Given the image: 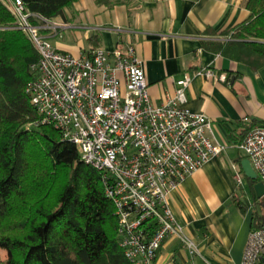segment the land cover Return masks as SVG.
Segmentation results:
<instances>
[{
  "label": "built area",
  "instance_id": "2783aa9c",
  "mask_svg": "<svg viewBox=\"0 0 264 264\" xmlns=\"http://www.w3.org/2000/svg\"><path fill=\"white\" fill-rule=\"evenodd\" d=\"M7 3L16 29L40 56L26 92L41 124L59 131L62 141L76 146L81 160L101 173L127 260L154 264L171 240L197 256L199 248L185 236L172 209L171 193L226 146L216 141L211 119L184 108L191 78L178 82L175 97L155 106L133 46L113 53L96 49L83 57L60 52L46 35L58 24L31 14L22 0ZM197 76L216 78L210 69ZM238 148L264 184V127L252 129ZM234 178L244 186L240 170ZM263 259L264 230L252 231L242 264H262Z\"/></svg>",
  "mask_w": 264,
  "mask_h": 264
},
{
  "label": "crops",
  "instance_id": "0c3cea01",
  "mask_svg": "<svg viewBox=\"0 0 264 264\" xmlns=\"http://www.w3.org/2000/svg\"><path fill=\"white\" fill-rule=\"evenodd\" d=\"M109 2L112 6L80 0L66 9L52 20L58 28L46 33L53 46L76 57L133 46L155 106L175 97L178 82L190 77L184 108L211 119L216 141L226 146L171 193L172 209L199 254L191 257L179 241L171 240L154 264H242L253 198L247 179L239 191L234 175L242 170L245 157L238 146L250 123L264 124V67L254 69L234 60L222 54L220 46L249 19V0ZM209 69L215 79L197 76ZM222 76L226 82L219 80Z\"/></svg>",
  "mask_w": 264,
  "mask_h": 264
},
{
  "label": "trees",
  "instance_id": "16d2710c",
  "mask_svg": "<svg viewBox=\"0 0 264 264\" xmlns=\"http://www.w3.org/2000/svg\"><path fill=\"white\" fill-rule=\"evenodd\" d=\"M22 1L31 14L52 21L80 0ZM248 10L249 19L220 49L259 69L264 67V0H249ZM16 20L7 1L0 0V251L9 253L0 264H131L119 244L115 208L101 173L86 165L59 131L41 124L26 92L40 56L16 29ZM256 127L264 124L250 123L246 135ZM247 183L251 232L261 231L264 197L256 196L257 182Z\"/></svg>",
  "mask_w": 264,
  "mask_h": 264
},
{
  "label": "water",
  "instance_id": "95a60500",
  "mask_svg": "<svg viewBox=\"0 0 264 264\" xmlns=\"http://www.w3.org/2000/svg\"><path fill=\"white\" fill-rule=\"evenodd\" d=\"M242 171L246 177V179L257 182L254 187V191L256 193L257 198L260 200L264 197V184L258 181V175L253 169L250 161L248 159H244L241 162ZM262 264H264V259L262 260Z\"/></svg>",
  "mask_w": 264,
  "mask_h": 264
},
{
  "label": "rangeland",
  "instance_id": "374dc122",
  "mask_svg": "<svg viewBox=\"0 0 264 264\" xmlns=\"http://www.w3.org/2000/svg\"><path fill=\"white\" fill-rule=\"evenodd\" d=\"M28 128H30V126H28ZM249 194V193H248ZM0 258L2 262H5L8 260L9 258V253L7 252L6 249H1L0 251Z\"/></svg>",
  "mask_w": 264,
  "mask_h": 264
}]
</instances>
